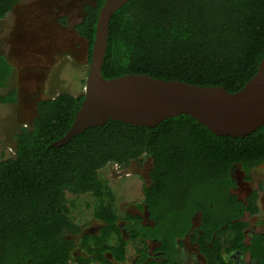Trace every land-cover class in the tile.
I'll return each instance as SVG.
<instances>
[{
    "label": "trees",
    "instance_id": "16d2710c",
    "mask_svg": "<svg viewBox=\"0 0 264 264\" xmlns=\"http://www.w3.org/2000/svg\"><path fill=\"white\" fill-rule=\"evenodd\" d=\"M18 1L0 0V18ZM103 2L85 4L74 26L87 43V63ZM263 56L264 0H130L110 18L101 72L107 79L147 74L235 92L255 75ZM11 71L0 54V87ZM14 99L15 90L1 97ZM83 99V92L63 91L37 100L32 129L21 128L14 156L0 160V264H68L73 242L64 234H77L79 227L64 213L67 187L108 198L95 212L104 225L97 234H82L86 256L74 261L109 264L104 252L123 261L127 240L110 205L112 190L102 188L96 171L142 155L151 160L143 205L152 224L128 216L134 224L123 229L132 238L154 241L156 248L153 256L139 250L136 263H183L181 241L190 235L206 264H264V230L244 240L242 216L255 212L253 198L231 193L236 166L247 175L264 163V124L233 138L215 135L187 114L155 127L110 119L60 147L50 146L69 130ZM226 231L236 236L224 252L248 256L249 262L221 255L218 239Z\"/></svg>",
    "mask_w": 264,
    "mask_h": 264
},
{
    "label": "rangeland",
    "instance_id": "374dc122",
    "mask_svg": "<svg viewBox=\"0 0 264 264\" xmlns=\"http://www.w3.org/2000/svg\"><path fill=\"white\" fill-rule=\"evenodd\" d=\"M96 0H19L14 7L0 18V54L5 56L12 67L11 75L0 87V160L13 157L15 135L23 127L32 129L36 115V102L41 98L55 96L68 91L73 95L84 93L87 77V43L74 30L84 15V5H93ZM64 18L65 22L62 21ZM15 90L13 102H3L1 97ZM151 167L149 156L131 158L121 168L106 163L96 171V179L102 188L112 190L111 204L117 220L122 221L126 213L145 216L143 187L148 184ZM237 187L231 193L240 199L253 198L255 212H246L243 221L245 242L250 232L264 230V163L250 168L246 175L240 165L233 170ZM65 215L77 226V234L65 232L73 242L68 264H77L75 256L84 255L82 233L95 228L100 220L95 218L100 202L108 198L92 192H76L63 189ZM198 216L194 218L196 222ZM102 223V222H101ZM96 231V230H94ZM236 236L235 231H226L218 239V248L224 252ZM127 240L125 264L134 262L141 249L152 251L156 245L148 240L132 238L124 233ZM183 256L194 264H205L190 235L181 241ZM75 251H77L76 254ZM187 254V255H186ZM109 259L111 256L106 255ZM183 259V263L186 264ZM245 261H249L245 256ZM117 264L116 262H113Z\"/></svg>",
    "mask_w": 264,
    "mask_h": 264
},
{
    "label": "water",
    "instance_id": "95a60500",
    "mask_svg": "<svg viewBox=\"0 0 264 264\" xmlns=\"http://www.w3.org/2000/svg\"><path fill=\"white\" fill-rule=\"evenodd\" d=\"M130 0H104L98 12L84 86V99L69 130L50 146L60 147L94 126L116 120L133 126L155 127L187 114L217 136L244 137L264 124V56L257 72L235 92L222 86H198L147 74L103 77L112 14Z\"/></svg>",
    "mask_w": 264,
    "mask_h": 264
},
{
    "label": "flooded vegetation",
    "instance_id": "af4514ba",
    "mask_svg": "<svg viewBox=\"0 0 264 264\" xmlns=\"http://www.w3.org/2000/svg\"><path fill=\"white\" fill-rule=\"evenodd\" d=\"M115 166H117V167H119V168H121L122 167V165H120V164H117V163H113ZM150 171V170H149ZM149 171H148V177H149ZM235 179V178H234ZM149 180H150V178H149ZM235 183H236V185H235V188L237 187V180L235 179ZM149 184H151L150 183V181L148 182V184H146L145 186H149ZM144 208H145V205H144ZM145 212H146V210H145ZM249 215H250V212H247ZM246 214V212L244 213V215ZM244 215L242 216V220H243V217H244ZM135 217V219L137 220H139V222L140 223H142V224H152V221L150 220V218L148 217V213L146 212V214H145V216L143 217V216H141V215H137L136 213H134V212H132V213H129V212H127L126 213V217L125 218H123L122 219V221H120V219L119 220H116V223L120 226V228L122 229V234H123V237H124V233H127V234H129L128 232H126V230L125 229H123V226L124 225H126L128 222H130V223H132V224H134V220H132L131 219V221H128L127 220V217ZM104 225V223H101V222H98V224L97 225H95V228H89L88 230H86V231H84L82 234H97V233H99V230H100V227H102ZM94 230H96V231H94ZM255 232H257V231H255ZM253 232H250L249 233V235H248V239H249V237L251 236V234H252ZM130 235V234H129ZM190 238H191V236H190ZM247 239V240H248ZM150 242H152V243H154V241H150ZM155 244V243H154ZM156 245V244H155ZM183 245H181V248H182V251H184L183 250V247H182ZM226 247H228V246H226ZM156 248V247H155ZM154 248V249H155ZM198 248V247H197ZM225 248V247H224ZM154 249L152 250V251H149V252H151L150 253V255L151 256H153L152 255V253H154ZM197 251H199V250H197ZM77 253V251H75V253L74 254H76ZM139 252H137V256H136V258H135V260H134V262L136 263V259H137V257H138V254ZM109 255V256H111L110 255V253H107V252H104V255L106 256V255ZM199 254L202 256V257H204V255L199 251ZM187 255V254H186ZM221 255L222 256H227V258H229V257H231V258H233L234 259V261L235 262H237V263H239L240 261H244V262H249V261H245L244 260V258H245V255H243L242 257H240V258H237V255L235 254V252H233V251H231V252H221ZM188 258H189V256H185V260L187 261L188 260ZM205 258V257H204ZM106 259L107 260H109L110 261V263L109 264H114L113 262H116L117 264H125L124 262H125V259L123 260V261H117V260H115L112 256H111V259H109L107 256H106ZM249 259V258H248ZM189 261V260H188ZM192 260H190L189 262H186V264H194V262L192 263L191 262ZM91 264H101V263H99V262H92ZM136 264H139V263H136ZM205 264H206V259H205Z\"/></svg>",
    "mask_w": 264,
    "mask_h": 264
},
{
    "label": "crops",
    "instance_id": "0c3cea01",
    "mask_svg": "<svg viewBox=\"0 0 264 264\" xmlns=\"http://www.w3.org/2000/svg\"><path fill=\"white\" fill-rule=\"evenodd\" d=\"M184 253V252H183Z\"/></svg>",
    "mask_w": 264,
    "mask_h": 264
}]
</instances>
